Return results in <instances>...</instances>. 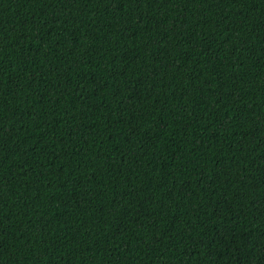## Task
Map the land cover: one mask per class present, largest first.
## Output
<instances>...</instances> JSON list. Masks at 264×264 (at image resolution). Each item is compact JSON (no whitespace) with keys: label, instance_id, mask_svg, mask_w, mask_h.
I'll use <instances>...</instances> for the list:
<instances>
[{"label":"trees","instance_id":"trees-1","mask_svg":"<svg viewBox=\"0 0 264 264\" xmlns=\"http://www.w3.org/2000/svg\"><path fill=\"white\" fill-rule=\"evenodd\" d=\"M0 264H264V0H0Z\"/></svg>","mask_w":264,"mask_h":264}]
</instances>
